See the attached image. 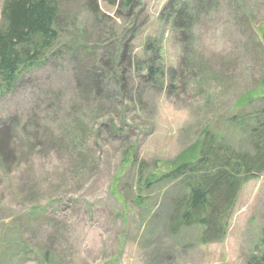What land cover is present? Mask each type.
<instances>
[{
	"label": "rangeland",
	"instance_id": "obj_1",
	"mask_svg": "<svg viewBox=\"0 0 264 264\" xmlns=\"http://www.w3.org/2000/svg\"><path fill=\"white\" fill-rule=\"evenodd\" d=\"M58 1L60 56L0 94V264H247L263 249L264 171L242 185L226 236L206 243L203 226L174 227L188 189L164 176L199 154L208 128L250 147L228 116L264 105V0H186L187 42L169 11L182 0H138L131 15ZM110 53L128 98L108 80L115 95L92 115L78 66L93 59L101 75ZM153 56L163 73L151 82Z\"/></svg>",
	"mask_w": 264,
	"mask_h": 264
},
{
	"label": "trees",
	"instance_id": "obj_2",
	"mask_svg": "<svg viewBox=\"0 0 264 264\" xmlns=\"http://www.w3.org/2000/svg\"><path fill=\"white\" fill-rule=\"evenodd\" d=\"M105 1L110 5L118 3L122 7L125 6L127 15H131L138 5V0ZM182 1L185 4L184 2L180 5L173 4L174 6L169 7V11L174 16L178 33H181L187 42L191 29L190 23L195 19V16L193 10H190L189 7L186 8V0ZM59 14L60 3L58 0H4L0 22V94L14 89L16 82L25 73L40 68L50 57L60 56L57 48L62 37L56 27ZM84 46L87 47L85 44ZM156 50V47L153 48L150 43L146 45V52L155 53ZM128 51L129 47L126 43L119 53L116 49L115 54L116 57H120V62L126 56L131 58ZM110 54L106 56L109 59L104 62V67H106L101 75L97 68L92 67L95 63L93 59H84L86 69H83V60L80 61L82 65L78 66L79 70L85 71L83 73L85 79L90 78L89 83L82 81L83 92L87 97H92L88 99L89 104L82 103L84 112L90 110L92 114L95 106L98 108L96 105L98 100L101 102L104 97L115 93V89L107 90L108 80L114 81L115 86L119 84L118 94L128 98L125 95L129 92L126 90L127 84L120 79L122 75L120 76L116 62L113 61L115 56L113 53ZM148 60L149 80L152 82L155 78L157 81L156 76L163 72L154 65V56ZM135 68L141 69L138 60ZM159 77L161 78V76ZM164 79L161 80L159 86L166 84ZM132 100L135 101L134 97ZM123 107L128 108L129 105ZM248 114L250 116L247 117L236 113L228 116V119L234 124H239L242 130L247 131L250 147L237 148L208 128L204 137L197 141L201 147L199 154L191 160L178 163L168 175L164 176L181 178L188 189V193L179 200L174 227L203 226L205 232L200 236L203 243L222 240L226 236L229 216L237 202L242 185L248 179L258 178L264 171V105L248 112ZM249 118L252 124L248 126L245 122L247 119L250 120ZM97 121L89 119L92 125H95ZM97 130L96 127L94 132ZM6 147V143L2 145L0 141V149L6 150ZM145 184L149 187L154 182L147 178ZM260 245L263 249H259L261 251L258 255H252L247 264H264V232Z\"/></svg>",
	"mask_w": 264,
	"mask_h": 264
}]
</instances>
